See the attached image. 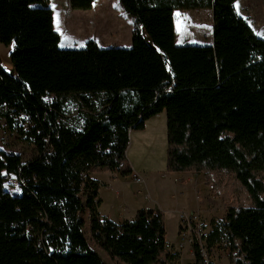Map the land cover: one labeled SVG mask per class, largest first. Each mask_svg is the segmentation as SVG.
Here are the masks:
<instances>
[{
	"label": "trees",
	"instance_id": "obj_1",
	"mask_svg": "<svg viewBox=\"0 0 264 264\" xmlns=\"http://www.w3.org/2000/svg\"><path fill=\"white\" fill-rule=\"evenodd\" d=\"M94 1L69 0L73 8ZM234 2L118 0L133 23L129 46L89 38L61 47L48 0H0V42H14V73L0 63V118L37 146L25 161L0 149V264H107L83 232L85 211L92 240L115 264H169L162 210L100 217L99 184L89 177L129 174L128 130L162 109L166 169L203 172L216 189L226 183L221 220L202 238L223 239L228 264H264V37ZM206 7L212 42L177 44L174 10ZM69 95L73 121L63 119ZM199 239L189 264H206Z\"/></svg>",
	"mask_w": 264,
	"mask_h": 264
},
{
	"label": "rangeland",
	"instance_id": "obj_2",
	"mask_svg": "<svg viewBox=\"0 0 264 264\" xmlns=\"http://www.w3.org/2000/svg\"><path fill=\"white\" fill-rule=\"evenodd\" d=\"M50 4L53 5L55 13L66 9L69 12L77 9L76 11L78 12L73 13L74 16L70 17L69 23L66 24V21H63V24L68 25L69 28L75 27L73 29L75 37L69 41L63 39L62 45L66 43L67 47H82L89 38L96 40L100 46L130 45L133 23L130 16L121 9L118 0H95L90 9L82 10L73 8L69 0H50ZM234 5L237 12L248 22L254 32L264 37V0H235ZM173 15L176 29L175 42L177 44H209L212 42L211 8H178L174 10ZM141 34L147 42L152 43L150 36L143 28H141ZM10 45L14 46V42L10 44L0 42V63L7 72L14 73L10 57H4L3 55L4 52L9 50ZM61 106L65 114L63 119H71L73 121L77 115V100L69 95L63 99ZM29 123L30 120L28 119H25L24 122L18 120V124L21 125L22 129H26ZM155 147L153 143L150 145L148 152H138L134 157L137 163L142 166L160 164L162 153L159 150L155 152ZM0 149L18 153L21 159L25 161L36 153L37 146L33 142L32 137L26 133L18 132L17 128L9 130L3 118H0ZM136 172L142 176L144 181H142V185L144 187L146 185L151 197L160 201L161 208H153L162 210L164 214L165 240L167 251L170 255L169 264H188L193 262L192 244L193 240L199 237H201L199 243L202 246L206 264H228L224 240L220 238L217 239V242L209 244L202 238L207 235L214 225H218L221 220L227 205V201L222 198L226 190V183L216 189L215 187H210L209 184L211 182L205 178L207 187L206 185L198 184L196 190L199 192L195 197V190L186 184H178L181 181H175V175H171L169 173L171 171H168L166 167L164 171L159 172H152V170ZM5 189L11 192L18 191L17 187L6 184ZM147 199L151 201L149 197ZM175 199L177 203H175ZM196 200L204 204L201 210L196 209ZM176 204L179 206V210L191 213L192 220L190 222H180L179 212L174 209ZM190 209L196 210L187 212ZM81 217L85 221L83 232L91 246L107 264H115L92 240L88 230L87 212H82Z\"/></svg>",
	"mask_w": 264,
	"mask_h": 264
},
{
	"label": "crops",
	"instance_id": "obj_3",
	"mask_svg": "<svg viewBox=\"0 0 264 264\" xmlns=\"http://www.w3.org/2000/svg\"><path fill=\"white\" fill-rule=\"evenodd\" d=\"M93 3L89 8L80 9H90ZM48 5L51 6L53 12V27L56 31L60 33L61 36L59 45L61 47H67L66 43L64 45H62L61 43L63 42V39L69 41L71 38L75 37V33H73V29L75 27L73 26L69 28L68 25L66 26L65 24H63V21L65 20L66 24L69 23L71 19L70 17L74 16L73 13H78L76 11L77 9L71 12L66 9L62 10L61 12L55 13L53 5L50 4V0H48ZM57 20H59V24L57 23ZM13 48L14 46L10 45L9 50L3 53L4 57L9 56ZM153 143L156 146L155 152L156 150H159L162 153L161 163L158 165L148 164L145 166L138 164L136 159L134 158L135 155H137L138 152H148L150 145ZM166 147V112L164 109H162L156 112L155 114L149 116L145 120L144 127L142 129L128 130V143L125 149L126 160L130 165L131 170L134 171H164L166 167ZM169 173H171V175H175V181H181L178 184H186L188 186H191L195 190V197L199 192L196 190L198 184L204 186L206 185L207 187L205 176L201 172L194 173L192 171H171ZM89 177L96 179L99 184L95 200L96 209L100 217H107L115 222H122L125 220H131L139 208H161L160 201L156 198L151 197V194L146 188V185L144 187L142 185V182L135 183L131 179L129 174L122 175L117 170H95L89 172ZM148 197L151 201H148ZM196 201V209L201 210L204 204L202 202H199L198 200ZM175 203H177L176 199ZM178 207L179 206L177 204L174 205L175 211L178 210L177 212H182L183 210H179ZM196 209H190V211L187 212H191Z\"/></svg>",
	"mask_w": 264,
	"mask_h": 264
},
{
	"label": "built area",
	"instance_id": "obj_4",
	"mask_svg": "<svg viewBox=\"0 0 264 264\" xmlns=\"http://www.w3.org/2000/svg\"><path fill=\"white\" fill-rule=\"evenodd\" d=\"M129 175H130L131 179L135 183H141L143 181L142 176L138 172H136L134 170H131V172L129 173ZM18 182L19 181L14 176H10V177L7 178V183H16L17 184ZM209 186L212 187V184L210 183ZM191 218H192L191 217V213L189 214V213H186V212H183V211L179 213V220H180L181 223H183V222H190L192 220Z\"/></svg>",
	"mask_w": 264,
	"mask_h": 264
},
{
	"label": "snow or ice",
	"instance_id": "obj_5",
	"mask_svg": "<svg viewBox=\"0 0 264 264\" xmlns=\"http://www.w3.org/2000/svg\"><path fill=\"white\" fill-rule=\"evenodd\" d=\"M57 23L59 24V20H57Z\"/></svg>",
	"mask_w": 264,
	"mask_h": 264
}]
</instances>
